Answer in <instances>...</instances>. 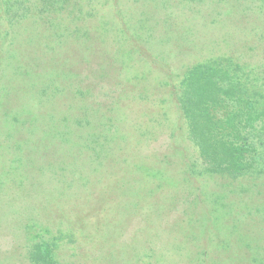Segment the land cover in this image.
<instances>
[{
    "label": "rangeland",
    "instance_id": "374dc122",
    "mask_svg": "<svg viewBox=\"0 0 264 264\" xmlns=\"http://www.w3.org/2000/svg\"><path fill=\"white\" fill-rule=\"evenodd\" d=\"M196 66L263 129L264 0H0V264H264V146L207 171Z\"/></svg>",
    "mask_w": 264,
    "mask_h": 264
},
{
    "label": "trees",
    "instance_id": "16d2710c",
    "mask_svg": "<svg viewBox=\"0 0 264 264\" xmlns=\"http://www.w3.org/2000/svg\"><path fill=\"white\" fill-rule=\"evenodd\" d=\"M229 101L234 108H229ZM177 103L207 171L242 176L258 166L257 146H264L260 138L264 127L256 124L260 115L234 92L230 80L217 68L189 70L181 81ZM218 108L222 116L214 113Z\"/></svg>",
    "mask_w": 264,
    "mask_h": 264
}]
</instances>
